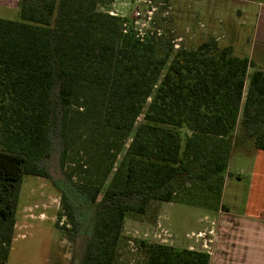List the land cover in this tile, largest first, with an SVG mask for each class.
I'll use <instances>...</instances> for the list:
<instances>
[{
  "label": "trees",
  "instance_id": "1",
  "mask_svg": "<svg viewBox=\"0 0 264 264\" xmlns=\"http://www.w3.org/2000/svg\"><path fill=\"white\" fill-rule=\"evenodd\" d=\"M98 3L21 0L20 20L0 17V264L23 177H50L55 144L61 169L69 165L59 187L65 215H78L72 193L96 204L80 264H114L128 214L152 201L226 210L240 113L264 151V70L247 84L252 59L214 37L174 49ZM140 243L144 264H211L205 250Z\"/></svg>",
  "mask_w": 264,
  "mask_h": 264
},
{
  "label": "rangeland",
  "instance_id": "2",
  "mask_svg": "<svg viewBox=\"0 0 264 264\" xmlns=\"http://www.w3.org/2000/svg\"><path fill=\"white\" fill-rule=\"evenodd\" d=\"M20 1L0 0V17L20 20ZM98 9L121 16L126 19L128 27L133 24L141 34L160 33L161 37L174 44V49H177V43L196 48L212 36H222L218 43L224 46L232 37L230 42L234 44L236 53L254 57L253 61L258 60V65L255 62L250 71L264 70V59L261 58L264 51L258 44L255 45L258 15L264 13V0H99ZM200 23L206 25L209 33L205 34L200 29ZM229 29L233 31L232 36ZM179 37H182L180 41ZM250 75L247 76V84ZM141 121L142 116L138 123ZM261 124L264 128V122ZM250 126L257 125L251 123ZM182 133L184 143V131ZM230 139L231 157L224 173L227 179L222 201L233 214L246 211L244 214L264 216V151L257 148L255 137L250 136L241 113ZM48 165L49 178L24 175L20 196L23 210L19 218H39L30 215L32 211L29 209H40L45 212L42 218L45 217L55 228L47 226V223L45 228H52L51 235L45 231V236L16 241L11 255L15 264H39L44 252L48 255L46 264H80L85 257L96 204L72 193L71 198L78 204V215L72 222L65 215L59 189L69 165H66L65 171L61 169L57 144ZM100 199L101 196L96 202ZM218 215L216 211L202 206L152 201L143 213L128 214L114 264H144L146 250L140 242H159L158 234L166 239L165 244L202 250V239L196 241L195 237L187 235L206 231L205 227H209L211 220ZM206 235L210 237L207 231ZM210 251L213 252L212 245Z\"/></svg>",
  "mask_w": 264,
  "mask_h": 264
},
{
  "label": "crops",
  "instance_id": "3",
  "mask_svg": "<svg viewBox=\"0 0 264 264\" xmlns=\"http://www.w3.org/2000/svg\"><path fill=\"white\" fill-rule=\"evenodd\" d=\"M240 13L242 14V11H240ZM258 16L259 21L256 26L257 33L255 35V45L258 44L264 51V13ZM228 32L231 36L233 35L231 29H229ZM230 41L228 45L234 47V44ZM234 53L239 56H246L236 53L235 50ZM248 57L252 60L254 58ZM261 58L264 59V52ZM254 62H256V66L259 63L257 59H255ZM262 62L264 63V61ZM249 73L252 74L250 69L248 70V75ZM222 204H224L227 209L216 211L219 215L213 219L214 224L205 227L206 230L213 229L216 234L214 242L212 243L213 252H211V264H264V216L244 214L246 211L243 214H233L228 205L223 201ZM22 206L23 204L20 199L16 213L12 247L6 264H15L14 260L11 259V255L16 241H21L32 236H45L47 235L44 234L45 231H48L50 233L49 235H51L52 232V228L50 230L49 228H45L47 223V226L52 224H50L45 217L42 218L45 212H42L40 209L37 211H33L31 208L29 209L32 211L30 215H37L36 217L39 218H19L20 211L23 210V208H21ZM48 245V243L45 244V251ZM43 254L44 256L39 264L47 263V252Z\"/></svg>",
  "mask_w": 264,
  "mask_h": 264
},
{
  "label": "built area",
  "instance_id": "4",
  "mask_svg": "<svg viewBox=\"0 0 264 264\" xmlns=\"http://www.w3.org/2000/svg\"><path fill=\"white\" fill-rule=\"evenodd\" d=\"M111 14H113V13H111ZM199 25H200V29L203 30L205 34L209 33L208 28L206 27V25L204 23H200ZM135 29L137 31H139L136 27H135ZM139 34H141L140 31H139ZM141 35H144V34H141ZM157 35L160 36L161 34L160 33H157ZM212 37H214L216 41H219V39L222 38V36H212ZM179 39H182V37H179L178 40ZM181 46L182 45L180 43H177L175 45L176 48H179ZM205 219H207V221H209V219L207 217H205ZM210 224H214V221L211 220ZM206 231L210 234V237H208L206 235ZM206 231H199L198 233L192 232L191 234H188L187 236L189 238L195 237L196 238V241H199V238H201L202 239L201 246L203 247L202 250H205V251H208L209 253H211V251H210L211 245L214 242V237H216V234L214 233V230L213 229H209V230H206ZM158 237L160 238V241L159 242L164 243V241H166V239L165 238H162V236L159 235V234H158ZM189 248L196 249L195 247H189Z\"/></svg>",
  "mask_w": 264,
  "mask_h": 264
}]
</instances>
